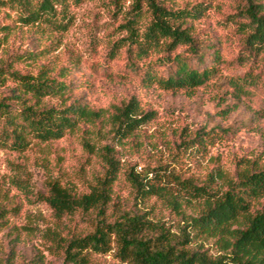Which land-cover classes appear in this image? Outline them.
Segmentation results:
<instances>
[{
  "label": "trees",
  "instance_id": "1",
  "mask_svg": "<svg viewBox=\"0 0 264 264\" xmlns=\"http://www.w3.org/2000/svg\"><path fill=\"white\" fill-rule=\"evenodd\" d=\"M68 1L0 0V11L15 12L21 26L40 34L49 29L67 32ZM104 1L115 19L121 16L118 28L124 33L112 42L106 59L94 66L108 72L111 83L193 96L211 82H220L219 51L207 52L195 31L204 6L174 8L165 0ZM237 24L243 46L237 61L250 68L220 86L231 89L239 103L264 95V0H240ZM14 30L0 23V50L2 38L7 40ZM51 52L39 50L37 42L32 49L0 58V151L23 153L33 143L49 145L83 131L82 147L102 163L101 174L85 190L50 177L44 191L31 193L50 208L57 222L77 220L90 228L86 233L76 227L45 231L42 238L51 255L64 264H94L92 254L113 255L121 264H264L262 157L239 160L231 173L221 166L204 174L181 172L183 157L188 169L202 167L215 144L231 133L228 128L184 130L170 146L168 163L143 177L134 166L126 169L133 198L129 207L115 192L124 169L121 149L131 141L141 146L142 136L153 139L148 130L157 113L144 109L134 96L106 109L93 108L77 97L90 83L82 70L39 65ZM119 59L123 63L112 67L111 62ZM254 119H264V101ZM161 137L167 142L166 135ZM5 226L4 220L0 222V232ZM8 229L19 242L17 227ZM15 247L14 243L12 250ZM12 252L0 258V264H17ZM43 262L36 256L29 264Z\"/></svg>",
  "mask_w": 264,
  "mask_h": 264
},
{
  "label": "rangeland",
  "instance_id": "2",
  "mask_svg": "<svg viewBox=\"0 0 264 264\" xmlns=\"http://www.w3.org/2000/svg\"><path fill=\"white\" fill-rule=\"evenodd\" d=\"M165 1L174 8L205 7L202 17L194 23L195 31L204 41L205 50L211 53L216 49L222 59L220 82H211L193 96L168 93L157 88L145 89L136 83H111L107 79L108 72L94 67L106 59L112 42L124 36L118 28L121 16L115 19L113 10L104 0H69L65 13L67 32L49 29L40 34L32 28L21 26L15 12L9 9L0 11V23L15 27L10 38H2L0 58L32 49L38 42L39 50L47 48L52 51L39 65L50 63L56 70L67 66L84 72L83 77L90 83L83 85L77 97L93 108L106 109L134 96L144 109L157 113V121L148 130L153 139L142 136L141 146L131 141L121 149L124 169L115 185V192L120 201L129 207L133 204V198L124 174L126 169L134 166L136 173L143 177L151 168L168 163L172 158L170 146L179 141L184 130L189 133L228 128L231 133L227 139L215 144L210 158L203 162L202 167L188 169L185 166L188 161L183 157L180 160L182 166L178 168L181 172L204 174L221 166L231 173L241 159H264V119H254V111H259L263 106L264 95L238 103L231 89L220 86L221 82L243 75L250 68L237 61L243 52L237 24L240 0ZM121 60L112 61V67L121 65ZM205 61H210L209 55ZM73 73L75 77H81V74ZM89 84L92 86L89 87ZM83 134L80 131L67 135L49 145L33 143L23 153L0 151V222L4 220L6 223V228L0 232V258L15 251L17 264H29L36 256L42 257L43 264H64L61 258L50 254L49 246L42 238L43 233L60 228L68 232L75 227L84 233L90 230L77 220L73 224L68 220L57 222L50 208L31 194L44 191L45 180L50 177L80 191L95 182L101 174L102 163L96 155H91L82 147ZM162 134L167 136V142H164ZM147 140L149 147H145ZM7 226L17 227L19 242L14 240V234ZM14 243L16 247L12 250ZM91 260L94 264H121L113 255L92 254Z\"/></svg>",
  "mask_w": 264,
  "mask_h": 264
}]
</instances>
